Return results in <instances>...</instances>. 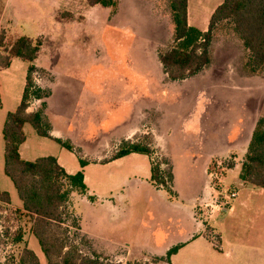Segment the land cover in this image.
<instances>
[{
    "label": "rangeland",
    "instance_id": "1",
    "mask_svg": "<svg viewBox=\"0 0 264 264\" xmlns=\"http://www.w3.org/2000/svg\"><path fill=\"white\" fill-rule=\"evenodd\" d=\"M169 1L139 0L136 6L124 5L126 13L134 11L135 17L124 15L111 21L97 11H89L82 0H65L69 6L61 9L56 19L64 20L71 13L74 21L68 22V18L60 21V30L54 31L56 25L48 17L51 0H19L23 13L19 17L20 26L13 28L12 34L0 29V56L6 55V50L21 36L47 33L41 36L46 59L53 50L63 51L55 65L62 85L54 90L51 114L54 120L68 126L73 119L74 131L83 142L61 139L73 146V152H69L26 125L23 159L35 161L53 156L72 174L80 171V159L98 164L124 141L131 127L129 102L134 101V105L142 102L134 107L132 115L139 122L127 137L137 131L152 134L155 140L152 159L133 154L106 165L90 164L84 172L92 198L73 193L68 204L71 217L56 230L66 236L68 243L77 241L90 251L83 245L82 240L87 238L81 232L80 220L84 229L112 238L133 251L127 264H153V258L145 262L146 251L161 254L162 249L153 246L144 232L157 228L172 232L179 226L193 228L187 210L208 182L205 171L211 153L208 177L211 172L219 175L217 179H209L215 194L212 204L220 212L233 207L232 212H222L216 221L224 236V250L232 257L227 258L202 240L188 248L176 263L264 264V245L255 238L260 226L264 230V190L251 185L240 187V168L235 169L245 160L250 126L264 124V73L259 79L250 76L245 67L247 50L231 24L223 22L211 44L210 65L183 81H171L158 58L160 51L173 44ZM4 2L0 0V7ZM222 2L189 0V24L207 31L212 13ZM28 68L26 63L21 69L15 66L10 75L0 74L1 101L7 112L15 111L22 100ZM33 79L38 87L54 81L41 69ZM147 86L150 92L147 90L146 96L151 101H137L134 95L144 92ZM4 150L2 138L0 186L11 194L13 203L0 208V264H19L20 253L29 247L31 220L18 209L21 201L4 174ZM152 160L161 165L170 187H174L175 181L180 198L151 183ZM230 165L235 167L230 169ZM234 192L237 196L232 198ZM175 205L184 208L179 211ZM208 209L212 210L211 206ZM196 213L203 234L219 247L220 234L214 226L218 212L209 214L207 208L197 206ZM19 229L23 239L16 243L14 237ZM171 238L174 233L170 234L173 243ZM33 241L35 245L31 248L36 250L39 244L36 238ZM126 249L121 248L119 253Z\"/></svg>",
    "mask_w": 264,
    "mask_h": 264
},
{
    "label": "trees",
    "instance_id": "2",
    "mask_svg": "<svg viewBox=\"0 0 264 264\" xmlns=\"http://www.w3.org/2000/svg\"><path fill=\"white\" fill-rule=\"evenodd\" d=\"M189 0H170L169 6L174 25L173 44L160 51L158 58L164 73L171 81H183L198 73L211 63V44L218 26L227 22L247 50L246 70L250 75L264 73V0H223L210 17L207 31H200L189 24ZM102 6L115 9L118 0H86V6ZM43 46L41 38L20 37L0 56V68L7 69L12 58H18L29 64L26 86L22 101L16 111L8 114L3 128L5 141L4 172L13 183L19 199L22 201L24 217L31 220V233L38 240L47 264H115L108 258L95 252L86 240L84 250L77 241L68 243L65 235L56 229L66 225L71 217L68 204L73 193L88 194L83 170L69 174L55 157L38 158L26 161L21 158L20 147L26 142L24 126L31 125L37 134L51 138L50 125L45 121L42 110L28 113L32 100H42L49 92L34 83L33 75L38 71L34 65ZM65 149L73 152L69 142L56 140ZM155 152L154 138L144 134L134 141L123 142L103 163L118 160L131 154L150 157ZM81 168L89 163L79 160ZM235 166L230 165L233 169ZM240 180L258 188H264V124L258 122L241 165ZM151 182L172 197L174 191L165 179L161 165L151 161ZM11 204V196L0 186V208ZM20 213V212H19ZM6 235L9 236L8 229ZM22 230L15 233L14 240L21 243ZM174 247L167 253V261L178 252ZM19 264H40L38 256L25 247L20 253Z\"/></svg>",
    "mask_w": 264,
    "mask_h": 264
},
{
    "label": "crops",
    "instance_id": "3",
    "mask_svg": "<svg viewBox=\"0 0 264 264\" xmlns=\"http://www.w3.org/2000/svg\"><path fill=\"white\" fill-rule=\"evenodd\" d=\"M66 1H68V0H66ZM137 1H139V0H118V5H117V7L115 9L104 8V7L99 6V5L94 6V7H88V6H86V0H82V3L89 11L90 10L91 11H97L102 16L110 18L111 21H113L114 19H116V17L124 16V15L130 16V17L131 16L135 17V12L134 11H131V13H126V11H125L126 9H125L124 5H132V4H134L136 6V4H138ZM19 3H20L19 0H5L4 4L3 3L1 4V7H0V29H1V31H5V32H7V34H12L13 28L20 26V25H18V22L20 21L19 17L23 13L20 10V8H22V7H21V5ZM51 3L53 5H52V7H50L51 11L49 12L48 17H49V20L54 22L55 25H56L54 31H59L60 30V29H58V27L60 26V21H62V22L63 21H67V18H68V22H69V20L74 21L73 20V15L71 13H69L67 15L66 19H64V20L61 19V20L58 21L56 19L57 18V14H60V10L69 6V5L67 6V3H65V0H51ZM188 6H189V3H188ZM87 18H89V17H87ZM54 19H56V20H54ZM188 19H189V13H188ZM189 23H190V21H189ZM67 28H69V27H67ZM46 34L47 33L44 34V32H43L41 35H37L35 37L34 36H31V37L26 36V37H29V38H32V39H37V38H41V36L44 37ZM21 37H24V36H21ZM58 51H59L58 49L57 50H53L52 52H50L49 58L46 59L48 56H47V54H44V49L42 50V48H41L40 53H39L36 61L34 62V65L38 69H41L43 71L48 72L52 76L54 81H52V83L46 84V86L45 85L41 86V88L44 89V90L48 89V91L50 93V96H48L47 98L42 99V100H36L37 103H32L31 102L27 112L28 113H34V112H37L39 110H42L45 121L51 127V130H50L51 138H46V139H51V140H54V141L61 140V139H69L70 141H72V142L77 144L78 139H79V142H82V141L80 139V135H78L74 131V128L72 126V122L74 120L72 119L70 121L69 126H68V124L65 123V122L62 123V121L54 120V118H53V116L51 114V112H53L52 111V99H53V96H54V90L56 88H60L58 86L62 85V83H60V81H61L60 72H58L59 71L58 68H55V65L57 64V62L60 61L61 55H59V54H62V52H63L62 50H60L59 53H58ZM44 63H49L50 66H46ZM51 63H53V65ZM25 64H26V62L22 61L21 59L12 58L11 64H10V66L7 69L0 68V74L4 75V76H7V74H9L11 72V70H13V68L15 66L18 69H21L22 66H24ZM132 75H134V74H132ZM250 76H253L252 78H254V79H259L260 78V75H250ZM145 81H142V83H146ZM132 82H134V81H132ZM147 90H149L148 86L143 89L144 92L140 91L138 96L134 95V97H136V100L137 101L142 100L143 103L151 101V99L148 98L149 96H146L147 95V93H146ZM148 92H150V90ZM1 98H2V95L0 94V144H1V140L3 138V133L2 132H3L4 124L6 122L8 114L11 113V112H7L6 110H4ZM133 103H134V101L132 103L129 102V105H128V109H129L128 111L131 114V116H130V118H131V127L125 133V135H124L125 138H124L123 142H125V141H134L138 137H140L141 135L150 134V133H146L144 131L143 132H138L137 131V132H134L133 134H131V135H129L127 137V135L131 132V130L134 129L135 124L139 122V120H137V119L134 120L132 113H133L134 107L135 106L138 107L140 104H142V102H137V105H134ZM252 123H254V122H252ZM26 125H29V124H26ZM25 126H24V133H25ZM255 127H256V123L252 124V127L250 126L249 140H251V137H252V134H253V131H254ZM63 131L68 133V134H65ZM72 133H73V136L71 135ZM25 135H26V133H25ZM77 135L79 136L78 138H77ZM121 137H123V136H121ZM42 138H44V137H42ZM3 140H4V138H3ZM123 142H121L119 145H117L114 148L115 151L118 149V147ZM25 143L20 147V155H21L22 159H23L22 148L25 145ZM154 144H155V140H154ZM4 149H5V141H4ZM4 154H5V150H4ZM112 154H111V156H112ZM210 154L211 153L208 154V161L206 162L207 164H206V171H205L207 179H208V182L205 185L204 191L201 193V195L199 197H196V198H194L192 200V202L190 203V207L187 210L189 212L188 213L189 216L191 217V222L193 223V228L185 229V228L179 226L178 228H176L177 230L172 231V232L171 231L165 232L164 230L158 229V228L157 229H147L144 232V235L148 238V241H152L153 242V246H155L158 249L161 248L162 249V253L158 254V253L153 252V250H151V251L147 250L146 252H147L148 255L146 256L147 258H144L145 262H148V261H146V259L148 260L150 258L151 259L153 258L154 261H151V259H150V261L153 264H160L161 262L163 264H177L176 260H178V258H181L188 248L195 246V244H200V241H202V240L206 241L209 245L212 246L213 249L218 250L219 253H221L222 255H225L227 258H231L232 257V254H230V252H227V251L224 250V236L222 235V231L218 228V225H217L216 221H217V219L219 218V216L221 215L222 212H228V211L232 212L233 211V207L228 208V209H222V212H220L219 208H217L218 206H215V205L212 204V202H213V200L215 198V194H214V189H212V187H210V181H209L210 177H208L209 164H210L211 160H213L212 159V155H210ZM131 155H133V154H131ZM138 155H142V154H138ZM110 157H108L107 159H104V160H108V159H110ZM56 159L58 160L59 164L63 167V165L61 164L59 158H56ZM103 161H100V163H98V164L106 165V164H109V163L113 162V161H110V162H107V163H103ZM114 161H116V160H114ZM87 162L89 164L85 168H87L90 164H97V163L91 162V161H87ZM85 168H83V169L81 168L80 171L83 170V172H84ZM238 168H240V172H241V165H236L235 169H238ZM232 171L233 170H230V172H232ZM4 174H5V172H4ZM69 174H72V173H69ZM74 174H76V173H74ZM84 176H85V183H86V185L88 187V184H87L88 183V178L86 177L85 172H84ZM224 180H226V177L224 178ZM239 183H240L239 184L240 187L250 185L248 183L243 182L240 179H239ZM253 187H255V186H253ZM175 188L176 187H175V181H174V187H172V189L174 191V194H176L175 197L176 198L177 197L180 198V195L175 190ZM261 190H264V188H261ZM10 196H11V194H10ZM80 196L87 197L88 199H91L92 197H91V194H90L89 187H88V194L87 195H80ZM12 203H13V200H12V197H11V204ZM175 206L178 208L179 211H180L181 208H184L183 205H175ZM197 206H203V207L207 208V211L209 212V214H214V213L218 212L216 214V218L214 220V226H216V228L219 230V234H220V246L219 247H216L211 242V240L208 238V236L203 234V232H204L203 226H202V223L200 222V220L198 219L197 213H196V207ZM209 206H211L212 210L208 209ZM18 209L21 210L22 212H24L22 201H21V203H19ZM210 218H213V216H210ZM79 222H80V228H81L82 234L84 236H86V238L90 242L93 250L95 252H97L98 254L104 256L105 258L110 259L115 264H121V263H126L127 264V262H129L128 260L130 259V257L131 256L133 257V251H131L129 248H127L126 245H124L122 243H116L115 240H113L112 238L99 236V234H97V233L88 231V230H86V229H84L82 227L80 220H79ZM171 233H174V238H171V241L173 243L170 242V234ZM33 238H35V237L31 233V226H30V233H29V236H28V239H29V247L28 248L30 250H32L38 256V258L40 260V264H47L46 259H45L44 255H43V253H42V251L40 249V246H39V248H37V245H36V250H33L31 248V246L35 245V243L33 241ZM255 238H257L260 241V243H262L264 245V230H263V226L259 227V229L257 230V233H255ZM37 242H38V240H37ZM174 247H180V248H179V250H178V252L176 254L171 256L170 261L168 262L167 261V253ZM121 248H125V249L127 248L123 252V254L121 252H120L121 254L119 253ZM138 261H140V260H138Z\"/></svg>",
    "mask_w": 264,
    "mask_h": 264
},
{
    "label": "built area",
    "instance_id": "4",
    "mask_svg": "<svg viewBox=\"0 0 264 264\" xmlns=\"http://www.w3.org/2000/svg\"><path fill=\"white\" fill-rule=\"evenodd\" d=\"M210 178H211V180L217 179V178H219V175L217 173H215V172H211L210 173ZM236 196H237V192H234V193L231 194L232 198H235Z\"/></svg>",
    "mask_w": 264,
    "mask_h": 264
}]
</instances>
